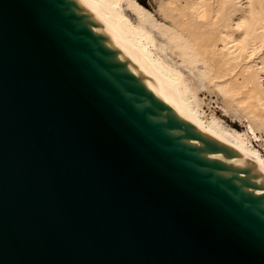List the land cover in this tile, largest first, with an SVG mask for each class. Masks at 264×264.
<instances>
[{
	"label": "water",
	"instance_id": "obj_1",
	"mask_svg": "<svg viewBox=\"0 0 264 264\" xmlns=\"http://www.w3.org/2000/svg\"><path fill=\"white\" fill-rule=\"evenodd\" d=\"M76 0H0V264H264V183L147 90Z\"/></svg>",
	"mask_w": 264,
	"mask_h": 264
},
{
	"label": "rangeland",
	"instance_id": "obj_2",
	"mask_svg": "<svg viewBox=\"0 0 264 264\" xmlns=\"http://www.w3.org/2000/svg\"><path fill=\"white\" fill-rule=\"evenodd\" d=\"M136 1L141 4L147 11H150L161 25L166 24L165 26L174 27L175 22L177 21L175 20L173 22L171 20L172 18L173 20L177 19L178 22L176 23V29H178V31L181 30L182 34L184 32L185 35L189 33V36L186 35V39H188L187 41L191 40V45H194V48L196 49H194V51L198 52V55L196 57V59H198L197 62H195V59L193 60L194 63L192 64H180L181 57L177 55L179 51L177 49L173 50L175 49V47H173L170 43H166V39L157 32H155L156 39H158L160 43H164L166 41L165 44L167 45V48L164 51L165 54H163L164 52L160 53L161 51L155 52L159 56L166 58L167 61L179 68V71L181 70L186 80L189 82V102H191L192 107L197 110L201 120L207 125L215 120L224 128L232 129L240 134H243L248 140L249 144H251L252 147L257 151H259L262 159L264 160V94L260 89H258V84H261L262 82V84H264V0H200V2L198 0V6L196 4L197 7L195 6V0H177L178 2L176 0ZM209 1L211 3H209ZM206 3L207 5H205ZM126 4V1L123 2L125 13L128 14L129 18H131L134 23H137L136 16L128 11ZM193 4L194 7H192ZM217 4L220 5L221 8L220 16L222 17V19L221 17L220 19L222 23L224 21H228L233 16H236V20L238 19L237 21L240 22V26L237 32V39H239L240 34L241 40L239 39V43H237L236 45L237 52L233 50L232 53L231 49H227L228 52H225L227 50H224L223 47L220 46L221 42H219L218 44V49L214 48V43L218 42V34L214 30V28L211 27H216V20L214 19L215 11L213 12L212 9L215 10V6ZM178 6L179 8H181L179 9ZM189 9L190 15L188 12ZM198 9L202 10V14H200L201 11H198ZM175 10L178 11V14ZM180 11L182 12V15L179 14L181 13ZM177 17H179L180 19ZM200 18L206 20L207 22L203 21ZM180 21L182 22L179 24ZM185 23H191V25L188 24L189 26H187V24ZM204 23L206 26L204 25ZM183 26L185 27V29ZM188 27L190 28L188 29ZM182 29H184V31ZM189 30L190 32H192L190 33ZM193 41L195 44H193ZM196 46H198L200 50L198 47L196 48ZM249 48H252V50H250ZM248 50L251 51V53H249ZM172 51H175V53L173 54ZM248 53L251 57L246 62L245 59ZM201 60L206 61V63L203 61L201 62ZM206 66H208L207 69ZM221 70H223V72ZM202 71L205 73H203ZM227 72L230 74V81L227 84L223 82L224 80L220 82L221 80L215 77L216 74L227 75ZM202 74L203 76H200ZM231 75L236 76L237 79H232ZM204 76L205 78H202ZM200 77L203 80H201ZM256 78H258L259 80H257ZM218 80L219 82L216 83V81ZM218 84L220 85V87ZM260 98L262 101L260 100ZM249 111L251 112L249 113ZM261 118L263 119V121ZM250 127L253 128V132L250 130Z\"/></svg>",
	"mask_w": 264,
	"mask_h": 264
},
{
	"label": "bare ground",
	"instance_id": "obj_3",
	"mask_svg": "<svg viewBox=\"0 0 264 264\" xmlns=\"http://www.w3.org/2000/svg\"><path fill=\"white\" fill-rule=\"evenodd\" d=\"M76 1L84 9V11H86L88 14H90L96 20V22H97L96 26L103 33V35L110 42V44L114 47V49L118 51L121 58L127 63L129 68L140 79L143 86L147 90H149L161 102H163L165 105H167L178 116V118L187 122L188 124L193 126L195 129H197L199 132H201L205 136L209 137L213 141L217 142L218 144L223 145V146L231 149L233 152H235L236 157L233 158L232 160L235 161L237 164H239L241 167H244V168L247 167V168L254 169V171H256V173L259 176L258 179L264 183V160L262 159V156L260 155L259 151H257L255 148L252 147L251 144H249L248 140L246 139V137L243 134H240L237 131L232 130V129L224 128L222 125H220L215 120L212 123H209L208 125L206 123H204L201 120V118L199 117V113L197 112V110L194 109L192 107L191 102H189V99H190V98L188 99V94H189L188 83L189 82L186 80V78L183 75V73L181 72V70L179 71V68H177L175 65H173L172 63L167 61L166 58L159 56L155 52V51H157V52L161 51L160 53H163L167 48V45L165 44V42L167 41L166 43H170L173 47H175V49H173V50L177 49L179 51V53L177 55H179L181 57L180 64L185 63L184 65H186V63H187V65H188V64L194 63L193 60L196 59L198 52L194 51L195 46L191 45V42H190L191 40L187 41L188 39H186V35H188L189 33L185 35L184 32L182 34L181 30L178 31V29H176V27H177L176 23L178 22L177 19L173 20V18H172V20H171L173 22L175 20L177 21V22H175L174 27H172L171 25H170L171 27L165 26L166 24L161 25L157 21V19H155L154 15L150 11H147L145 8H143V6L141 4H139L136 0H76ZM125 1L127 2L126 6L128 8V11L131 14H133L134 16H136L137 23H134L131 20V18H129L128 14L125 13L124 8H123V2H125ZM194 2H195V6H196V4L198 3V0H195ZM199 2H200V0H199ZM203 2H206V1H203ZM203 2H202V4H203ZM209 3H211V2L209 1ZM205 5H207V3ZM197 6H198V4H197ZM192 7H194V4ZM163 8H164V5H163ZM178 8H179V6H178ZM185 8H186V6H185ZM199 8H200V6H199ZM202 9H203V7H202ZM234 9H235V6H234ZM220 10H221V8H220V5H218V4L215 6V10L212 9L213 12L215 11L214 19L216 20V25H215L216 27H214V26H211V27H213L214 30L216 31V33L218 34V42L214 43V48L218 49L219 48L218 44H219V42H221L220 46H222L224 50L225 49L226 50L231 49L232 53H233V50L237 52V50H236L237 46L236 45H237V43H239V39H240V34H239V39H237V32H238V29L240 26V22L237 21L238 19L236 20V18H235L236 16H233L231 19H229L230 18L229 17L228 21H226V22L224 21L222 23L221 22L222 17L220 16ZM170 11H171V9H170ZM173 11H174V9H173ZM175 11H177V10H175ZM198 11H201L200 14H202V10L198 9ZM188 12L190 15V9ZM171 13H172V11H171ZM177 14H178V11H177ZM179 14L182 15V12ZM206 15H207V13H206ZM170 16H171V14H170ZM179 17H177V18H179ZM220 17H221V19H220ZM202 18H200V19H202ZM191 20H192V17H191ZM212 20H213V18H212ZM203 21L207 22L206 20H203ZM181 22L182 21H180L179 24ZM197 23H198V21H197ZM185 24H187V23H185ZM188 24H187V26L191 25V23L189 25ZM204 25H205V23H204ZM207 26H208V24H207ZM179 28H180V25H179ZM189 28L190 27H188V29ZM184 29H185V27H184ZM184 29H182V30L184 31ZM199 29H200V26H199ZM190 30H189V32H190ZM205 30H206V27H205ZM155 32L162 35L166 39V41L164 43H162V42L160 43L158 41V39H156ZM197 37H199V36H197ZM197 43H198V41H197ZM193 44H195L194 41H193ZM197 47L198 46H196V48ZM252 48H249V49L252 50ZM170 49H172V48H170ZM199 50H200V48H199ZM172 52H173V54L175 53V51H172ZM225 52H228V50ZM218 53H221V52H218ZM249 53H251V51H249ZM249 53L246 56V59H245L246 62L251 57V56H249ZM163 54H165V52ZM207 54H208V52H207ZM197 60L198 59H196L195 62H197ZM202 61L203 60H201V62ZM203 62L206 63V61H203ZM201 64H203V63H201ZM207 67L208 66H206V69H207ZM221 71L223 72V70H221ZM203 73H205V72H203ZM216 73H219V72H216ZM200 74H201V72H200ZM227 75L216 74L215 77L217 79H220L221 80L220 82H222V80H224L223 82L227 84L230 81L229 80L230 74L228 73ZM200 76H203V74ZM202 78H205V76ZM231 78L237 79L236 76H232V75H231ZM200 79H201V77H200ZM256 79L259 80L258 78H256ZM201 80H203V79H201ZM214 80H212V81H214ZM217 82H219V80L216 81V83ZM262 83L258 84V89H260L262 91V93L264 94V92H263L264 91L263 90L264 84H262ZM219 87H220V85H219ZM260 100H261V98H260ZM250 106H252V105H250ZM250 112L251 111H249V113ZM262 121H263V119H262ZM263 125H264V123H263ZM250 130L253 132L252 127H250Z\"/></svg>",
	"mask_w": 264,
	"mask_h": 264
}]
</instances>
